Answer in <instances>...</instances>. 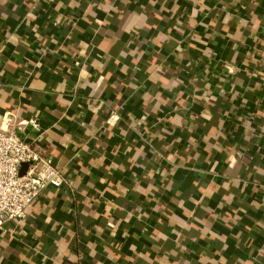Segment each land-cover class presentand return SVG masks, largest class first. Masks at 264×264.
<instances>
[{
    "label": "crops",
    "instance_id": "0c3cea01",
    "mask_svg": "<svg viewBox=\"0 0 264 264\" xmlns=\"http://www.w3.org/2000/svg\"><path fill=\"white\" fill-rule=\"evenodd\" d=\"M263 59L264 0H0V116L70 182L0 264H264Z\"/></svg>",
    "mask_w": 264,
    "mask_h": 264
},
{
    "label": "built area",
    "instance_id": "2783aa9c",
    "mask_svg": "<svg viewBox=\"0 0 264 264\" xmlns=\"http://www.w3.org/2000/svg\"><path fill=\"white\" fill-rule=\"evenodd\" d=\"M261 67L264 70V59ZM29 130L34 132L31 139ZM41 134L39 116H0V229L8 222L24 221L48 187L70 184L53 160L37 150L35 143Z\"/></svg>",
    "mask_w": 264,
    "mask_h": 264
},
{
    "label": "water",
    "instance_id": "95a60500",
    "mask_svg": "<svg viewBox=\"0 0 264 264\" xmlns=\"http://www.w3.org/2000/svg\"><path fill=\"white\" fill-rule=\"evenodd\" d=\"M25 166H26V164L24 165V168L22 169V172H23V170L25 169Z\"/></svg>",
    "mask_w": 264,
    "mask_h": 264
}]
</instances>
